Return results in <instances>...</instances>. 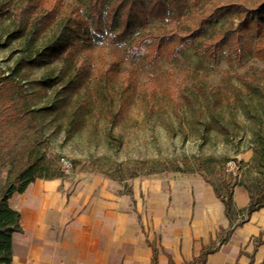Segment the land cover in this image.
I'll use <instances>...</instances> for the list:
<instances>
[{
    "label": "rangeland",
    "instance_id": "obj_1",
    "mask_svg": "<svg viewBox=\"0 0 264 264\" xmlns=\"http://www.w3.org/2000/svg\"><path fill=\"white\" fill-rule=\"evenodd\" d=\"M19 1L0 0V70L19 85L18 93L0 85V185L8 172L40 159L48 175L59 170L72 182L98 175L127 184L133 175L178 166L216 182L235 177L252 193L264 187L255 151L264 97L247 82L264 70V17L242 10L256 0H186L179 20H150L121 44L82 28L58 53L24 64L29 33L9 38ZM87 2L34 0L31 19L45 18L30 51L44 48L64 18H82L90 28ZM211 43L217 61L206 55ZM14 95L29 111L21 117L2 105ZM213 98L217 123L208 127L201 107Z\"/></svg>",
    "mask_w": 264,
    "mask_h": 264
},
{
    "label": "crops",
    "instance_id": "obj_2",
    "mask_svg": "<svg viewBox=\"0 0 264 264\" xmlns=\"http://www.w3.org/2000/svg\"><path fill=\"white\" fill-rule=\"evenodd\" d=\"M232 196L237 208L250 200L243 185ZM8 202L21 217L10 264H152L154 250L156 264H186L212 242L205 264H264V206L219 243L229 220L199 173H154L127 184L37 177Z\"/></svg>",
    "mask_w": 264,
    "mask_h": 264
},
{
    "label": "trees",
    "instance_id": "obj_3",
    "mask_svg": "<svg viewBox=\"0 0 264 264\" xmlns=\"http://www.w3.org/2000/svg\"><path fill=\"white\" fill-rule=\"evenodd\" d=\"M185 2L186 0H88L85 10L89 25L91 26L90 28L85 24L82 18L73 20L64 18L57 22L44 48L31 52L30 47L33 43L32 40L37 38L40 34L42 29L41 24L45 17H34L31 19L34 0H20L12 10V12H14L13 30L9 38L15 39L28 32V42L26 43L23 50L24 53L21 55L19 63H34L36 61H41L48 53H58L63 48L68 38L80 35V29L82 28L86 30L91 29L92 33L98 39H108L112 43L121 44V42L131 39V37L135 36L140 30L146 28L150 20H161L164 18L172 21L179 20L185 12ZM222 10L223 6L215 7L208 15L200 17L198 19V27L200 28L211 17ZM242 10L246 18L252 16L263 18L264 0H256L252 4V7H242ZM199 28H195L194 32H191L189 36L194 37V33H196ZM221 44H223V41H221ZM206 51L208 58L210 57L212 61H217L219 50L215 43L209 44ZM237 51L240 53L242 50L237 49ZM0 77V85H7L9 88L8 91L18 93L19 89L17 87L19 85L10 78L9 74L4 76L0 70ZM240 78L244 79V76ZM251 78V81H247L251 85V88L261 93L264 97V70L263 72L261 71L259 77H256L254 74ZM1 88L2 86H0V90ZM5 91L6 90H4L3 93H5ZM100 92L105 101H110L111 98L106 92L105 85L101 87ZM14 96L15 97L9 96L6 98L2 105L4 109L6 107L10 108L11 112L15 114L14 117H21L29 111L24 110L23 106L19 108L18 97L16 95ZM218 102L216 98H213L210 99L209 102H204L201 107V113H204V124L208 127L213 126V122L217 123V109L215 107ZM262 122L263 126H258L259 128L256 132L259 146L255 151L260 153L258 166H260L264 179V109L262 113ZM227 129L228 128L218 130L226 131ZM45 168L47 169L45 163L40 159L28 160L15 172H8L5 182L0 185V264L11 263V237L14 232L20 230L21 217L18 211L9 206V197L15 192H23L26 186L37 177H64L63 173L59 170H55L54 173L48 175L45 172ZM173 171L181 172L178 166H175ZM134 176L135 175L132 177ZM203 178L212 186L214 194L223 203L225 216L229 220V227L227 229H220L218 234L219 243H222L226 241L237 225L243 223V221L247 219L253 211H256L257 208L264 206V187L252 193L247 185L243 182L236 181L235 177V182H230L229 180L224 181L221 175H219L220 180L218 182L214 179L205 178L204 176ZM236 185H243L250 196L248 204L243 208H237L233 201L232 192ZM216 248L217 244L215 242H212L211 245L202 246L199 256L195 258L192 263L186 264H205L207 254L214 251ZM152 257V264H156L157 257L155 250L153 251ZM170 264H173L172 260H170Z\"/></svg>",
    "mask_w": 264,
    "mask_h": 264
}]
</instances>
